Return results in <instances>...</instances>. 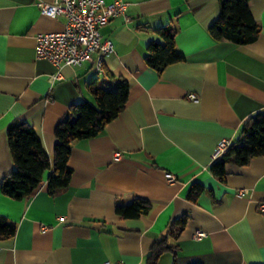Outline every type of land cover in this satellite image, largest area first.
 <instances>
[{
	"label": "crops",
	"instance_id": "crops-1",
	"mask_svg": "<svg viewBox=\"0 0 264 264\" xmlns=\"http://www.w3.org/2000/svg\"><path fill=\"white\" fill-rule=\"evenodd\" d=\"M40 1L52 2L0 0V184L13 169L10 121L30 123L51 156L68 107L93 102L91 82L114 89L125 79L128 98L101 133L72 142L67 187L50 194L46 171L28 196L0 190V216L16 226L0 238V264H148L152 244L185 213L155 264H264V155L226 163L223 180L209 169L217 142L243 143V122L264 113V0H248L260 32L246 44L209 34L219 0H122L124 13L100 29L114 45L100 73L94 60L57 69L36 56V35L65 25L64 16L41 13ZM169 24L183 60L157 71L147 46L162 43L154 30ZM193 183L203 189L192 200ZM134 198L148 201L149 213L123 219L115 206ZM197 229L206 235L196 238Z\"/></svg>",
	"mask_w": 264,
	"mask_h": 264
},
{
	"label": "trees",
	"instance_id": "trees-1",
	"mask_svg": "<svg viewBox=\"0 0 264 264\" xmlns=\"http://www.w3.org/2000/svg\"><path fill=\"white\" fill-rule=\"evenodd\" d=\"M219 6L218 17L208 25V32L213 39H228L236 44H246L257 38L260 27L249 12L248 0H219ZM154 32L163 42L151 41L148 44L146 62L150 67L161 71L166 65L183 60L175 45L176 28L173 25L159 27ZM89 91L93 102L81 100L73 103L68 107V114L56 124L51 156L45 153L39 134L30 123L18 118L8 123L5 136L13 169L2 178L0 190L4 195L12 199L28 196L40 185L46 171L50 194L69 185L72 170L68 158L72 142L89 139L101 133L106 124L116 118L125 107L128 98V84L122 78L116 81L114 89L105 88L93 81ZM241 137L243 143L231 144L227 152L213 159L209 169L214 176L224 179L226 163L243 165L253 157L264 155V113H256L243 122ZM202 189L201 184L193 183L188 197L195 199V195ZM150 209L151 204L140 198L115 206V212L123 219L138 218L148 214ZM185 217L186 213L171 220L167 232L152 244L145 257L148 264H155L161 253L171 249L167 238L178 235L185 225ZM15 231L14 223L0 216V238L12 237Z\"/></svg>",
	"mask_w": 264,
	"mask_h": 264
},
{
	"label": "built area",
	"instance_id": "built-area-1",
	"mask_svg": "<svg viewBox=\"0 0 264 264\" xmlns=\"http://www.w3.org/2000/svg\"><path fill=\"white\" fill-rule=\"evenodd\" d=\"M40 12L56 17L64 16L65 25L62 31L44 32L36 35V56L50 61L59 69L63 65L79 66L84 62L94 60V69L100 73L104 58L108 57L114 50L111 39L103 37L101 27L109 22L114 16L123 14L126 2L122 0H52V2L40 1L38 3ZM128 19V18H127ZM94 55L96 58L94 59ZM59 72L55 77L58 78ZM186 98L197 101V96L192 92ZM231 142L221 139L217 142L213 159L227 152ZM169 182L175 181V176L166 174ZM239 193H245L241 190ZM264 212V204L259 205ZM196 238L206 235V232L197 229L194 233ZM104 264H124L123 262L106 261Z\"/></svg>",
	"mask_w": 264,
	"mask_h": 264
},
{
	"label": "rangeland",
	"instance_id": "rangeland-1",
	"mask_svg": "<svg viewBox=\"0 0 264 264\" xmlns=\"http://www.w3.org/2000/svg\"><path fill=\"white\" fill-rule=\"evenodd\" d=\"M106 80V79H105ZM105 88H107V86L105 85V84H103V83H101Z\"/></svg>",
	"mask_w": 264,
	"mask_h": 264
}]
</instances>
